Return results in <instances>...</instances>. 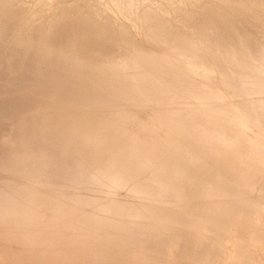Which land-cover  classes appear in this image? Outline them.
<instances>
[{
    "label": "bare ground",
    "instance_id": "6f19581e",
    "mask_svg": "<svg viewBox=\"0 0 264 264\" xmlns=\"http://www.w3.org/2000/svg\"><path fill=\"white\" fill-rule=\"evenodd\" d=\"M0 264H264V0H0Z\"/></svg>",
    "mask_w": 264,
    "mask_h": 264
}]
</instances>
